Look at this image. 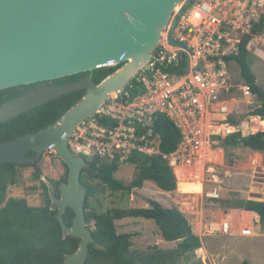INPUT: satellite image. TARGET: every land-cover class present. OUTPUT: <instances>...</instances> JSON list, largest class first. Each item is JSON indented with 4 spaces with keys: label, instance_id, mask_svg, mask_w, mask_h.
<instances>
[{
    "label": "water",
    "instance_id": "1",
    "mask_svg": "<svg viewBox=\"0 0 264 264\" xmlns=\"http://www.w3.org/2000/svg\"><path fill=\"white\" fill-rule=\"evenodd\" d=\"M182 1L0 0V91L88 73L77 82L32 91L0 106L2 123L70 92L85 90L81 100L52 125L0 145V166L29 164L49 151L67 168L58 198L51 184L44 182L62 237L78 240L76 251L63 264H84L89 245L100 249L84 218L86 191L79 177L86 163L70 151L68 139L151 61ZM116 67L93 84L95 70ZM28 152L35 157L25 158ZM67 208L74 214L69 227L63 222Z\"/></svg>",
    "mask_w": 264,
    "mask_h": 264
},
{
    "label": "trees",
    "instance_id": "2",
    "mask_svg": "<svg viewBox=\"0 0 264 264\" xmlns=\"http://www.w3.org/2000/svg\"><path fill=\"white\" fill-rule=\"evenodd\" d=\"M192 2L193 0H187L185 8ZM263 31L264 16L257 24L253 25L250 34L245 36L238 45L236 56L229 58L239 67L240 78L247 85L257 103L255 109L248 115L259 117L262 121H264V93L257 86L250 70L248 49L251 38L262 34ZM170 42L174 44L172 40ZM119 67L95 70L91 74L93 84L97 85ZM160 69L165 73L181 75L184 73L185 65L180 61L175 66L170 65L166 68L163 66ZM87 75L88 73H85L54 80L52 84L74 83ZM10 90L0 91L1 105L5 99L10 97L8 96ZM123 92L128 95L122 98V101L125 102L142 93L143 88L136 80H132ZM84 94L85 90L70 92L0 123V145L52 125L80 101ZM240 110L244 111V108L241 107ZM90 119L94 120L100 128L113 129L117 127L116 122L100 115H94ZM149 130L151 137L157 141V146L154 147L156 153L152 155L133 151L126 161L121 163L118 162V159L108 160L97 155L83 158L86 167L81 170L79 182L86 191L85 224L90 230L95 245L100 247L99 250H96L93 245H89L84 264H176L181 256L194 253L202 247L200 238L193 233L188 220L175 206L164 208L158 203L151 202L148 208H113L98 211L91 204L98 194L105 192L127 194L132 190L142 189L145 182L154 183L164 193L192 194L195 192L196 185L194 183L177 182L168 164L167 157L176 150L180 142L178 129L166 117L156 115ZM145 131L146 129L139 135L144 134ZM220 148L225 153V157L229 159V166L234 160L244 159L246 156L242 155L248 152L260 154L264 161V131L247 137L234 134L223 140L220 143ZM28 157L33 159L35 154L28 152L26 158ZM38 162L39 159L30 164L5 163L0 166V264H63L65 257L73 254L77 249L78 240L68 236L62 237L60 225L55 217L56 209H51L47 187L43 182L39 183L43 199L41 206H30L25 198L8 197L6 199L8 188L19 184L18 174L22 169L33 168V180L39 181ZM62 165L65 169L63 178L57 182L50 181L57 198L58 186L65 183L67 179V168L64 164ZM123 165L132 166L136 171L134 178L126 186L113 176ZM36 189L31 188L30 190ZM222 208H224L223 211H244L242 218L249 215L250 222L252 215L246 212L254 214L258 218V221L255 222L264 232V201L227 198L222 202ZM73 216V212L67 208L63 214V222L67 227L70 226ZM127 219L152 221L161 239L166 243H174L175 248L169 251L155 250L152 254L131 252L130 235H118L115 226V222Z\"/></svg>",
    "mask_w": 264,
    "mask_h": 264
},
{
    "label": "built area",
    "instance_id": "3",
    "mask_svg": "<svg viewBox=\"0 0 264 264\" xmlns=\"http://www.w3.org/2000/svg\"><path fill=\"white\" fill-rule=\"evenodd\" d=\"M186 1L176 8L151 61L134 79L143 92L123 102L128 95L122 90L118 99L104 104L96 114L116 122L117 127L100 128L91 119L95 135L74 138L72 134L75 144L68 147L81 158L97 155L119 163L133 151L152 155L155 148L145 149L146 141L153 138L149 128L153 118L162 115L180 133L176 150L167 157L170 168L184 170L186 182L200 184L197 196L215 201L221 183L220 167L213 162L218 146L234 134L243 136L247 123L240 118L257 105L244 81L231 72L236 63L229 58L236 56L238 45L264 16V0H193L185 8ZM180 61L185 65L181 75L160 69ZM248 119L249 134L263 132L260 124L264 121L255 116ZM206 232L235 235L226 222L208 223ZM250 233L243 229L238 236Z\"/></svg>",
    "mask_w": 264,
    "mask_h": 264
},
{
    "label": "rangeland",
    "instance_id": "4",
    "mask_svg": "<svg viewBox=\"0 0 264 264\" xmlns=\"http://www.w3.org/2000/svg\"><path fill=\"white\" fill-rule=\"evenodd\" d=\"M176 11L175 9L173 13ZM248 51L250 53V70L257 86L264 93V31L262 34L251 38ZM230 70L236 74V77L240 78L239 67L236 64L232 65ZM118 98V93L112 94L105 104L114 102ZM248 117L247 114H244L240 118L241 122L246 121L247 126L250 125ZM92 122L90 119L84 125H81L73 133L75 135L74 138H86L87 136L95 135V126ZM260 128L264 131V126H260ZM243 130L242 137L251 135L246 129ZM74 138H69L68 146L75 144ZM156 146L157 141L155 138H152L146 141L145 149L147 151H153L152 148L154 149ZM218 152L220 151L218 150ZM242 156H246V158L244 160L243 158L237 160L240 162L235 163L234 161L232 162L233 166H229V159L225 157V153L223 152L224 164L223 167L218 169V173L221 176V183L220 196L217 200L210 201L203 197L201 198V196H197L201 193V186L198 183H194L196 190L191 194L192 199L188 198L191 200L190 202H193L191 206L194 207L195 212L189 215V219L190 217L196 216L199 219L203 218L204 223H222L226 219L224 222L229 223L231 233L235 235L208 234L205 225L202 227L197 224L195 229L198 232L200 230L201 249L194 253L181 256L176 264H243L245 262L248 264H264V232L257 225L254 217H252L250 222L249 215L243 219L240 212L237 211L232 213L230 217L225 218L223 216V214L234 212H228L229 210L223 211L222 202L227 200V198H233V200L258 198L264 201V161L262 156L255 154V152H248ZM38 159L37 168L40 171L39 181L33 180V168L22 169L18 174L19 184L8 188L6 199L8 197L25 198L30 206H41L43 204L41 197L42 190L39 187V183L60 181L65 174V169L62 165L63 163L49 151L43 152ZM31 162L34 161L31 160ZM231 167L234 169H231ZM232 170L236 171L233 172ZM181 171L184 172V170ZM135 173L136 171L132 166L123 165L113 176L117 181L126 186L134 178ZM173 173L177 176L179 172L175 171ZM183 182L186 181L184 180ZM31 188L37 189L32 191L30 190ZM194 196H197V198L195 199ZM175 198L176 196L172 193L168 197L164 195L161 191L157 190L154 183L145 182L142 189L132 190L127 194H122L121 192L98 194L91 201V204L98 211L113 208H148L151 202L158 203L166 208L170 204H174L173 200ZM177 200L179 199L177 198ZM185 210L188 212V209L185 208ZM115 226L118 235H130V250L133 253L152 254L155 250L169 251L176 246L174 243H166L161 239L152 221L127 219L115 222ZM243 229L251 231V235L247 237L238 236Z\"/></svg>",
    "mask_w": 264,
    "mask_h": 264
},
{
    "label": "crops",
    "instance_id": "5",
    "mask_svg": "<svg viewBox=\"0 0 264 264\" xmlns=\"http://www.w3.org/2000/svg\"><path fill=\"white\" fill-rule=\"evenodd\" d=\"M247 128V126L246 125H244L243 126V129H246ZM218 150L220 151V152H218ZM218 150H217V152H216V154H215V158L213 159V162L214 163H216L219 167H223V164H224V160H223V151H222V149L220 148V145L218 146ZM255 154H257V155H259L258 153H255ZM246 158V157H245ZM244 158V159H245ZM243 159V160H244ZM235 161V163L236 162H240V161H237V160H234ZM233 161V162H234ZM233 166V165H232ZM231 169H234L233 167H231ZM175 171H178V172H182L183 173V171H181L180 169L179 170H177V169H174L173 170V172H175ZM233 172H235L236 170H232ZM238 174V173H237ZM175 175V177H177L176 176V174H174ZM221 178V177H220ZM178 178H176V180H177ZM178 181H180V182H183V181H181L180 179H178L177 180V182ZM145 184V183H144ZM147 185V184H146ZM156 187V186H155ZM157 188V187H156ZM157 190H159L158 188H157ZM160 191V190H159ZM162 192V191H161ZM164 195H166L167 197L169 196V193H164V192H162ZM174 194V196H176V198L173 200L174 201V204H170L168 207H166V208H169V207H171V206H175L179 211H180V213H182L184 216H185V218L188 220V222H189V224H190V226H191V228H192V231H193V233L195 234V235H197L200 239H201V234H200V230H199V232L195 229V226L197 225V224H199V226H206L207 227V224L208 223H204L203 222V218L201 219H199V217H190V219L188 218L189 217V215H192V214H194L195 212H194V207H192L191 205H193V202H190L191 200L190 199H192V197H191V194H182V193H179V192H175V193H173ZM195 197V199L197 198V196H194ZM177 198L179 199V200H177ZM188 198H190V199H188ZM250 201H263V200H260V199H258V198H252V199H249ZM178 203V204H177ZM185 203V204H184ZM185 208L186 209H188V212L185 210ZM228 212H230V211H228ZM232 213H235V211L234 212H231V213H226V214H223V216L225 217V218H227V217H230L231 216V214ZM246 213H249L250 215H252L251 217H254V219H255V221H258V218H257V216H255L254 214H251L250 212H246ZM240 214H241V216L244 214V211H242V212H240ZM224 221H226V219L224 220ZM224 221L222 222V223H224ZM229 224V223H228ZM231 230V229H230ZM198 251V250H197ZM197 253V252H196Z\"/></svg>",
    "mask_w": 264,
    "mask_h": 264
},
{
    "label": "flooded vegetation",
    "instance_id": "6",
    "mask_svg": "<svg viewBox=\"0 0 264 264\" xmlns=\"http://www.w3.org/2000/svg\"><path fill=\"white\" fill-rule=\"evenodd\" d=\"M71 83V82H70ZM62 85H65V84H61V85H53L52 82H45V83H39V84H34V85H29V86H20V87H15L14 90H10V89H7V90H10L11 92L8 93V96H10L9 98L5 99L2 104L6 101H10L12 99H15V98H18V97H21V96H24L26 95L27 93L29 92H32V91H36V90H39V89H46L48 87H56V86H62ZM15 92H17V94H14ZM1 105V104H0ZM26 158V156H25Z\"/></svg>",
    "mask_w": 264,
    "mask_h": 264
},
{
    "label": "bare ground",
    "instance_id": "7",
    "mask_svg": "<svg viewBox=\"0 0 264 264\" xmlns=\"http://www.w3.org/2000/svg\"><path fill=\"white\" fill-rule=\"evenodd\" d=\"M260 126H264V122H262L261 124H260ZM177 178L178 179H180L181 181H183L184 180V174L181 172H179L178 174H177ZM185 204V203H184Z\"/></svg>",
    "mask_w": 264,
    "mask_h": 264
}]
</instances>
